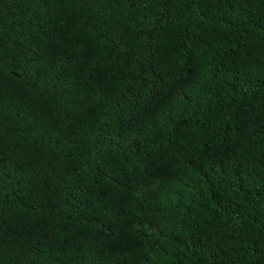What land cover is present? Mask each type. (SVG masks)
I'll list each match as a JSON object with an SVG mask.
<instances>
[{"label":"trees","instance_id":"obj_1","mask_svg":"<svg viewBox=\"0 0 264 264\" xmlns=\"http://www.w3.org/2000/svg\"><path fill=\"white\" fill-rule=\"evenodd\" d=\"M0 264H264V0H0Z\"/></svg>","mask_w":264,"mask_h":264}]
</instances>
